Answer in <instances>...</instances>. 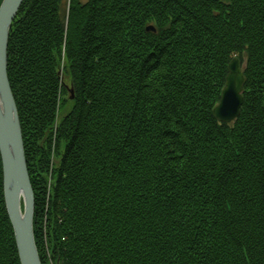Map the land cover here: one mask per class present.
Here are the masks:
<instances>
[{
  "label": "trees",
  "instance_id": "1",
  "mask_svg": "<svg viewBox=\"0 0 264 264\" xmlns=\"http://www.w3.org/2000/svg\"><path fill=\"white\" fill-rule=\"evenodd\" d=\"M15 16L41 264H264V0H22ZM2 187L0 156V264H21Z\"/></svg>",
  "mask_w": 264,
  "mask_h": 264
},
{
  "label": "water",
  "instance_id": "2",
  "mask_svg": "<svg viewBox=\"0 0 264 264\" xmlns=\"http://www.w3.org/2000/svg\"><path fill=\"white\" fill-rule=\"evenodd\" d=\"M22 0L0 2V156L3 194L9 220L14 231L17 253L21 264H41L34 241L33 189L28 177L24 155L23 135L7 76V45L10 26ZM151 28L152 27H148ZM224 86L212 114L224 123L238 116L242 104L245 78L241 60L235 56L227 64ZM72 92V90H71ZM72 98V95L70 96ZM22 205V208H21Z\"/></svg>",
  "mask_w": 264,
  "mask_h": 264
},
{
  "label": "rangeland",
  "instance_id": "3",
  "mask_svg": "<svg viewBox=\"0 0 264 264\" xmlns=\"http://www.w3.org/2000/svg\"><path fill=\"white\" fill-rule=\"evenodd\" d=\"M66 108L69 106V103H67L66 105ZM64 113V110L61 111L60 115H62ZM21 208H22V205H21ZM34 213V212H33ZM33 218V217H32Z\"/></svg>",
  "mask_w": 264,
  "mask_h": 264
}]
</instances>
